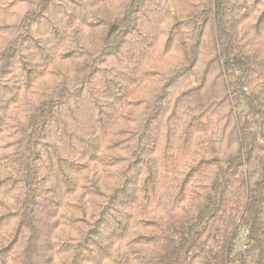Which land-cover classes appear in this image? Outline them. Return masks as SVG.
<instances>
[{
	"label": "trees",
	"instance_id": "16d2710c",
	"mask_svg": "<svg viewBox=\"0 0 264 264\" xmlns=\"http://www.w3.org/2000/svg\"><path fill=\"white\" fill-rule=\"evenodd\" d=\"M0 264H264V0H0Z\"/></svg>",
	"mask_w": 264,
	"mask_h": 264
}]
</instances>
